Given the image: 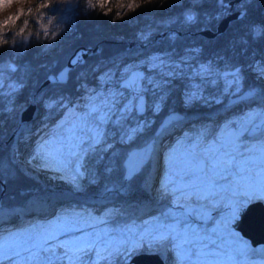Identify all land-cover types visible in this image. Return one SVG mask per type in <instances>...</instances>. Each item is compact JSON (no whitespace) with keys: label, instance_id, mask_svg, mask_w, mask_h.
Instances as JSON below:
<instances>
[{"label":"rangeland","instance_id":"obj_1","mask_svg":"<svg viewBox=\"0 0 264 264\" xmlns=\"http://www.w3.org/2000/svg\"><path fill=\"white\" fill-rule=\"evenodd\" d=\"M138 1L103 0L105 9L95 8L104 15L112 13L109 20L110 25L127 22L131 28L133 27V33L125 39L126 47L109 57L101 56L84 63L76 71L69 85L64 84L65 82H50L47 86L35 88L36 76L29 69L26 61H20L23 50L31 43H36L40 50L47 52L53 47H58V38L61 33L70 31L74 15L78 11L89 13L93 8L88 7V0H84L79 5L75 1L71 3L67 13L58 18L41 9L44 15L40 19L35 9L44 4L42 0H0L2 3L0 24L8 17L15 16L21 9L24 10L15 23L4 26L2 33L3 38L9 41L7 45L11 48L12 55L0 62V137L6 133L10 134L6 144L11 157L35 184V187L29 189L24 205L14 207L17 212L14 208L0 209L2 217L10 212L9 210L16 212L17 218L20 215L16 223L0 227V238L7 240L15 234L24 233L26 229H32L33 226H36L37 230L40 226L47 227L57 215L84 225L91 218H101L110 212L112 215L107 218V228L116 230L117 233L124 232L125 235H127V229H132L137 233H142L145 228L151 229L154 226L153 222L156 218H160L159 215L162 212L170 215L160 220L168 224H176L182 231L187 230L190 235H194L195 231L210 233L215 222L219 223L227 217L230 202L227 197L218 202L215 207L196 199L186 202L182 197L180 202L176 203L177 197L172 194L161 195L160 189L162 183L173 177L177 170L176 165L182 160L191 144L201 138V133L219 134V129L228 121L238 122L248 113L264 109V89L244 88V79L248 75L264 82V78H260L256 70L250 67L254 62L264 61V58L251 59L245 66L239 65L242 69V82L240 90L237 91L230 83L231 78L228 74H223V70L232 69L236 65L227 63V59L220 55L203 57L200 44L193 41L196 32L191 34L192 38L188 43L176 40L177 36L186 34L188 25L199 18L197 10L191 6V1L186 8L175 11L172 15L164 14L161 17L150 15L141 22H138L136 16L132 14L137 7H122L129 3L138 4ZM91 2L99 3L101 0H91ZM239 2H235L228 11H235ZM29 8L33 9L31 13L27 12ZM190 8L195 13L196 19L194 22L186 23L185 13ZM117 11L120 12L119 16H116ZM221 11L223 10L217 13ZM207 13L203 11V17H206ZM25 19L29 21L27 27L23 25ZM49 19L52 20L50 25L48 24ZM42 24L48 28L47 36L44 35ZM205 26L203 24L200 28ZM22 27H24L23 33L16 35ZM112 31L114 39H122V32L119 29ZM64 42L65 44L62 42L65 46V49H62L63 52L67 46L69 47L70 40ZM57 49V53L62 51L60 48ZM12 63L15 68H12ZM56 63L57 61L54 62ZM41 66L49 69V66L44 63ZM133 69L144 71L141 83L142 92L146 95V111L143 114H138L135 110L137 97L131 94L128 87L120 84L121 80ZM23 88L28 89L24 94ZM245 90H252L257 95H248L235 100V97ZM20 92L24 96L23 99L18 98ZM102 100H107L112 108L111 119L104 125L106 133L104 142L98 145L95 151H89L83 155L82 176H77L71 167L67 170L52 172L50 167L56 169L55 164L49 162V166L45 167L43 159H33L43 132L47 128L45 125L53 123L47 119L51 113L64 110L66 105L77 115H83L91 103L100 104ZM172 103L177 105L183 117L172 120L158 133L152 134L155 142L151 156L144 164L146 166L143 168V165L139 170L143 171L142 186L146 194L133 201V204H127L121 208L110 204V199L106 195L88 194L87 184L93 179L94 173L89 172L86 163L89 160L92 161L89 166L90 171H93L101 162L105 165L107 174L113 171L118 155H120L118 151L124 146L132 148L147 142L151 138L150 131L156 124L160 112L165 108L169 110ZM157 104H159V110H156ZM29 105L33 106L32 112L28 113L31 117L23 119L22 112ZM126 107H131L133 110L125 113ZM121 114L124 115V119H121ZM40 122L43 124L40 128L44 130L37 131V125ZM23 124L25 131L19 129ZM138 124L146 125V127L142 131L133 133L132 129H135ZM56 126L53 124L50 127V137L57 131ZM125 133L132 136L131 140L126 138L121 141V136ZM209 142H211V137ZM107 144H111L112 147L106 148ZM242 144L252 149L254 156L258 157L264 145V136L260 133H256L255 136L246 134L242 138ZM173 150H175L174 153ZM154 157H157L156 161ZM196 175L195 173L190 174L186 180L194 179ZM217 183L218 186L226 185L228 181L218 180ZM39 192H45L46 196H57L49 197V203L36 207L35 193ZM107 203H109L108 206L105 205ZM33 205L35 207L31 209ZM188 205L193 206L191 215H187L184 211V207ZM0 207H2L1 202ZM46 207L49 208L45 210ZM73 208L83 211L82 214L74 217ZM204 208L214 210L213 217L207 222H202V209ZM28 209V213L34 211L33 214H25V216L19 212ZM144 221L150 223L145 225ZM233 231L241 239H234L228 232L221 229L211 237L214 243H209V249L220 253L224 260L232 257L234 264H246V262L264 264V255L258 247L261 243L252 245V248L248 239L243 237L238 230L233 228ZM115 238L123 239L119 234ZM133 243L139 245L136 253L154 251L161 254L167 264H180L176 247L172 243L162 241L157 244L156 241L147 237L142 242L139 237H136ZM186 248L191 253L187 264H196V242H190ZM120 259V257H113V264L118 263Z\"/></svg>","mask_w":264,"mask_h":264},{"label":"snow or ice","instance_id":"obj_2","mask_svg":"<svg viewBox=\"0 0 264 264\" xmlns=\"http://www.w3.org/2000/svg\"><path fill=\"white\" fill-rule=\"evenodd\" d=\"M249 2L250 0H240L236 5V10L239 12L238 19H244L245 5ZM202 3L203 0H191L193 7ZM216 3L223 10L214 17L216 20L230 14L228 9L231 5L226 4L225 0H216ZM47 7L49 5L44 3L35 9L40 19L44 15L41 9ZM88 7L93 9L99 7L104 10L105 2L101 0L99 3H92L88 0ZM122 7L135 8L140 5L129 3ZM32 11V8L27 9L28 13ZM23 12L24 10L21 9L15 16L8 17L0 24V44L9 42L2 35L4 26L15 23ZM119 15L120 12L117 11L116 16ZM195 19L196 15L193 10L188 9L185 13V22L191 23ZM28 23L29 21L25 19L24 27H27ZM51 23L52 20L49 19L48 24ZM24 27L16 35H21ZM41 27L44 35L47 36V26L42 24ZM252 33L254 37H259L264 35V29L254 26ZM82 55L83 53L78 54V56ZM72 62L76 63L77 60L74 59ZM250 67L256 70L260 78H264V61L254 62ZM228 76L231 78L230 83L239 91L242 82L241 67L234 66ZM63 78L64 74L61 73L60 79ZM142 80V76L135 74L127 86L138 87V83ZM149 83L152 82L149 81ZM247 95L255 96L257 93L249 92ZM64 107L68 115L57 124V131L51 137L41 138L33 159H43L45 167L49 166V162L55 164L57 171L71 167L77 176H82V157L89 151H95L97 146L104 142L106 136L104 125L111 119L112 108L107 100H102L100 104L91 103L83 115H77L66 105ZM155 107L159 110V104ZM132 110L131 107L124 109L125 113ZM137 110L143 111L142 103ZM121 119H124L123 114H121ZM144 127L146 125L138 124L132 132L142 131ZM256 133L264 136V109L248 113L238 122L228 121L219 129V134L201 133V138L191 144L182 160L176 165L177 170L173 177L161 185V195L172 194L177 197L176 203H179L182 197L186 202L196 199L215 207L218 202L227 197L230 201L228 215L219 223L215 222L210 233L194 230L195 234L190 235L187 230L182 231L178 225L165 223L158 217L151 229L145 228L142 233L127 229V235H125L124 232L117 233L116 230L107 228V218L112 215L110 212L101 218H91L84 225L57 215L47 227L40 226L37 230V227L33 226L32 229H26L24 233L15 234L7 240L0 238V264H65V262L66 264H113V257L121 258L118 264H127L139 249V245L133 243L136 237H139L141 242L147 237L156 241L157 244L162 241L174 244L180 264H187L189 261L191 253L186 245L192 241L196 242V264H234L232 257L224 260L220 253L212 252L208 245L214 243L211 237L221 229L228 232L232 238L241 239L233 231V227L240 220L248 205L264 201V145L260 149L261 154L256 157L252 149L242 144V138L246 134L255 136ZM210 137L211 142H209ZM126 138L131 140L132 136L125 133L121 136V141ZM111 147V144L106 145V148ZM150 151L151 146L142 153L133 154L129 158L126 179H131ZM193 173L197 174L196 177L186 180ZM218 180H226L228 183L218 186ZM202 211L204 215H207L206 211L203 209ZM167 214V212L162 213V217ZM149 223V221H144L145 225ZM77 232L80 234L74 235ZM117 234L123 239H116ZM70 236L72 238H68Z\"/></svg>","mask_w":264,"mask_h":264},{"label":"trees","instance_id":"obj_3","mask_svg":"<svg viewBox=\"0 0 264 264\" xmlns=\"http://www.w3.org/2000/svg\"><path fill=\"white\" fill-rule=\"evenodd\" d=\"M42 1L49 5V7L42 9L50 13L53 17L58 18L64 15V13H67L72 2L76 1L79 5V3L81 4L84 0ZM190 1L191 0H139L138 5H140V7H137L132 14L136 16L138 22H141L150 15L160 17L164 14L172 15L175 11L186 8ZM228 1L229 0H225V3ZM193 8L197 10L199 18L196 22L188 25V28H186V34L176 37L177 41L181 40V43H188L192 38L191 34L196 32L193 41L200 44V51L203 57L220 55V57L227 59V63L236 66H245L251 59L264 58V35L254 37L252 33V28L254 26H259L264 29V0H250L245 7L246 15L244 19L240 20L237 18L232 20L224 32L213 38H206L198 34L197 30H199L200 26L203 24L215 27L217 23V20L214 18L215 14L222 9L217 5L216 0H203L202 4ZM203 11L208 12L206 17H203ZM111 15L112 13L107 15L101 14L95 9L89 13L78 11L73 17L70 31L68 33L65 32L60 34L58 38V47H53L47 52L40 50L36 43L29 44L25 50H23V55L21 56L20 61H26L29 65V69L33 72V75L36 76V84L34 87L41 86V83L49 76V74H56L63 66L65 59H67V57L79 45L92 47L93 50L88 53L83 63H78L73 69L69 70L68 80L64 83L66 85L71 83L76 71L84 63L101 56L109 57L120 49L126 47L127 44L125 39L133 33V27L131 28L130 24L128 25L127 22L110 25L109 20ZM117 29L122 32V39H114L112 30ZM65 40H70V44L63 52L62 49H65ZM62 42L64 44H62ZM57 48H60L62 51L57 53ZM11 55V48L7 44H0V62ZM55 61H57L56 64H54ZM42 63L49 66V69H44L41 66ZM45 85L47 86L49 83H46ZM244 88L263 90L264 82L259 78H254L253 76L248 75L247 78L244 79ZM27 91V88H23L22 92L24 94ZM22 92L18 93V98L20 99L24 98ZM202 109H204V107ZM169 111L180 112L177 105L174 103H172L169 110L168 108L162 110L156 124L150 131L151 138L158 123ZM9 135V133H6L4 136L0 137V202L2 203L0 209L18 208L19 206H23L28 196L29 189L35 187L31 177H29L11 157L9 147L6 144ZM130 148L131 147L124 146L118 151L120 155H118V159L115 162L116 166L114 170L108 174L106 173L105 165H102V162L98 164L93 171H90L89 169L92 161L89 160V162L86 163L89 172L94 173L93 179L87 184L88 194L106 195L110 199V204L120 208L127 204H131L133 201H136L138 198L146 194V191L142 186V170L132 175L131 179L125 178L123 160ZM145 166L146 165H144L143 168ZM9 211L10 212L5 213L3 217L0 215V226L17 218L14 211ZM162 213L159 215L162 219L168 218L170 215L168 213L166 216L162 217ZM258 247L264 255V244H260ZM246 264L250 263L246 262Z\"/></svg>","mask_w":264,"mask_h":264},{"label":"water","instance_id":"obj_4","mask_svg":"<svg viewBox=\"0 0 264 264\" xmlns=\"http://www.w3.org/2000/svg\"><path fill=\"white\" fill-rule=\"evenodd\" d=\"M240 0H229L228 4L231 5L230 9L234 5L235 2H239ZM239 16V12L237 10L230 12L229 15L223 16L221 19L218 20L215 27L211 26H205L203 28H200L197 30V33L206 37V38H213L216 35L224 32L230 22L232 20L237 19ZM93 50L92 47H86L84 45L77 46L73 52L67 57L66 62L64 65L57 71L56 74H49V76L41 83L42 85H45L46 83L50 82H66L68 79V73L69 70L74 68L78 63H82L85 60V57L88 55V53ZM79 53H83L82 56H78ZM77 60L76 63H73V60ZM239 67V65H237ZM12 68H15V66L12 63ZM232 69H225L223 70V74H228ZM61 73L64 74V78L61 80L60 75ZM139 74L140 76L144 75V71L141 69H133L130 71V73L124 77L120 84L122 86L128 87L131 90V94L135 95L137 97V101L135 104V110L138 114H143L146 111V95L142 92L143 85L141 81L138 83V87H132L127 86L130 84L131 78L133 75ZM253 90V89H252ZM252 90H245L241 94L235 97L236 99L247 97L249 92H252ZM143 106V111L137 110L139 106ZM33 106L29 105L23 112H22V118L23 119H29L31 116L28 115V113L32 112ZM183 117V114L178 111H169L166 113L161 121L158 123L155 133H158L159 130L166 126L168 123H170L174 119H180ZM155 138H150L147 142L140 146L132 147L129 149L126 157L123 160L124 165V175L125 178L128 176V164H129V158L133 156V154L136 153H142L146 148L151 146V151L147 158L143 160V162L140 164L138 170L135 172H139L141 167L148 161V159L151 156L153 146H154ZM134 173V174H135ZM133 174V175H134ZM3 192V188H2ZM193 210L192 205H188L184 207V211L187 213V215H191ZM204 211L207 212V215H204L202 212V222L209 221L213 215L214 210L211 208H204ZM234 229L238 230L240 234L247 238L251 245L255 246L257 244H264V203L262 201H257L251 205H248L245 209L244 213L242 214L240 220L237 222V224L233 227ZM118 264V263H116ZM127 264H167L164 258L159 254L158 252L150 251H142L134 254L131 259L127 262Z\"/></svg>","mask_w":264,"mask_h":264},{"label":"bare ground","instance_id":"obj_5","mask_svg":"<svg viewBox=\"0 0 264 264\" xmlns=\"http://www.w3.org/2000/svg\"><path fill=\"white\" fill-rule=\"evenodd\" d=\"M0 6H2V3H0ZM66 115H68V112L64 109V110H60V111H57V112H53V113H51L49 116H48V120H49V122H53V123H51V124H47V125H45L47 128L44 130V128H40L41 126H43V124L40 122L38 125H37V131L38 130H44L45 132H43V137H50V132H51V129H50V127L54 124V125H57L61 120H63L64 119V117L66 116ZM182 121V120H181ZM183 123V122H182ZM24 128H25V125L23 124V125H21L20 127H19V129L20 130H24ZM36 129V128H35ZM25 131V130H24ZM47 134V135H46ZM154 153H155V151H154ZM153 153V154H154ZM154 156V155H153ZM154 160L156 161L157 160V157H154ZM51 169V171L52 172H54V171H56V169L54 168V167H50ZM43 192H39V193H35V199L37 198V200H36V207L37 206H44L45 204H47V203H49L48 202V199H49V197H51V198H55L57 195H55V196H53V195H51V196H46V195H44L45 194V192L42 194ZM62 197V196H61ZM70 199H71V197H70ZM41 206V207H42ZM33 207H35V205H33L32 207H30L31 209L33 208ZM28 211H29V209L28 210H20L19 212L22 214V215H27L28 214ZM82 212L83 211H79V209H72V215L74 216V217H76L77 215H79V214H82ZM84 215H86V214H84ZM78 218V217H77ZM86 218L87 219H89L87 216H86ZM90 221V220H89ZM88 230H91V229H88ZM10 234H12V232H10ZM80 233H74V235H79ZM8 235V234H7ZM68 238H72V236H70V237H68Z\"/></svg>","mask_w":264,"mask_h":264}]
</instances>
